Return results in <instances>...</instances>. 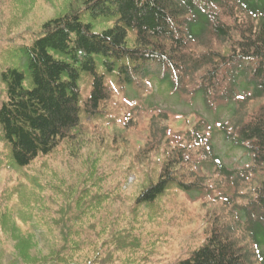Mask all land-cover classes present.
<instances>
[{
    "label": "trees",
    "instance_id": "1",
    "mask_svg": "<svg viewBox=\"0 0 264 264\" xmlns=\"http://www.w3.org/2000/svg\"><path fill=\"white\" fill-rule=\"evenodd\" d=\"M73 1L0 56V170L32 179L33 164L61 147L76 160L88 154L78 195L52 220L53 247L31 264H150L156 242H145L138 218L112 234L107 251L101 234L81 229L118 196L104 188V155L129 157L124 173L145 175L135 203L150 221L173 189L199 191L204 238L174 264H264V0ZM162 83L185 98L201 93L206 109L235 100L218 132L250 163L226 164L206 118L173 129L171 113L147 101ZM142 98L159 110L146 126Z\"/></svg>",
    "mask_w": 264,
    "mask_h": 264
},
{
    "label": "rangeland",
    "instance_id": "2",
    "mask_svg": "<svg viewBox=\"0 0 264 264\" xmlns=\"http://www.w3.org/2000/svg\"><path fill=\"white\" fill-rule=\"evenodd\" d=\"M72 2L75 1L0 0V56L15 44L29 42L34 31H38L44 22L67 9ZM3 87L0 83V103L4 99ZM133 96L131 94V98ZM153 96L158 108L171 113L170 125L173 129H185L198 119L206 118L208 130L211 133L214 129L217 150L226 164L241 168L250 163L245 149L226 143L218 132L220 122L232 113L235 100L226 107L221 105L206 109L201 93H197L194 98H185L174 93L168 83L153 84L147 93V101ZM145 102L146 99L142 98V104L145 105L141 108L139 117L143 126L149 124L150 117L159 112L158 109H145ZM124 104L127 108L132 106V102L127 100ZM67 153L66 148L61 147L55 155L38 160L28 172L32 179L19 178L15 172L11 173L5 168L0 170V264H31L51 248L50 241L55 232L51 229L52 220L60 216L62 206L69 202L68 198L72 194L78 195L76 191L81 189L80 181L87 168V153L78 160L69 158ZM113 157L104 155L100 159V172L107 178L105 190L119 188L117 199L110 200L89 221L88 216L85 217L81 229L94 239L97 233L101 234L99 246L107 251L115 231L123 229L122 226L129 224V221L139 222L145 242H156L154 246H147L151 252L147 262L174 264L177 259L186 258L189 250L200 246L204 238L203 199L200 198L199 191L187 193L173 189L158 203L164 211L161 217L154 222L150 221L151 217L154 218L150 214L151 210L145 206L137 207L135 203L136 197L148 185L147 178L144 174L134 172L126 175L124 168L130 163V158L117 163ZM17 183L23 186L19 193L10 196ZM37 221L39 226L34 225ZM147 248H142L140 254H145ZM118 253L123 261L130 257L128 253L117 251Z\"/></svg>",
    "mask_w": 264,
    "mask_h": 264
}]
</instances>
